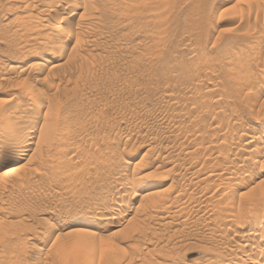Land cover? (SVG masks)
I'll return each instance as SVG.
<instances>
[{"label":"rangeland","instance_id":"374dc122","mask_svg":"<svg viewBox=\"0 0 264 264\" xmlns=\"http://www.w3.org/2000/svg\"><path fill=\"white\" fill-rule=\"evenodd\" d=\"M63 1L0 0V133L15 120L11 126L21 131L16 128L19 139L30 141L19 162L6 164L0 152V264H56L49 247L56 236L59 245L71 248L80 239L76 233L64 237L69 229H86L88 239L84 249L74 246L81 259L71 264H209L214 259L248 264L253 254L241 247L231 261L224 252L245 244L235 233L264 211V0H164V14L153 13L164 5H153V14L143 15L146 21L140 12L150 0H141L146 6L137 13L134 0H120L119 6V0H66L62 10ZM83 2L90 4L85 12ZM123 4H131L128 13ZM54 37L66 44L59 59L52 53ZM8 136L0 134L1 146ZM56 159L60 168L52 169ZM61 166L70 168L71 176ZM71 167L79 169V174L73 170L74 180ZM50 168L65 173L74 191L67 176ZM218 171L228 179L209 176ZM120 175L122 185L116 183ZM164 184L170 189L162 195L173 200L179 192V200L164 220L157 221L151 209L136 210L145 237L122 241L110 236L118 228L105 231L96 221L86 226L102 203L123 199L121 213L135 212L138 205L147 206L145 194ZM183 203L181 216L177 207ZM217 209L223 212L219 216ZM153 220L160 223L153 227ZM260 222L264 227V219ZM154 235L163 237L164 253L157 255L159 246L148 244ZM30 243L42 249L32 251Z\"/></svg>","mask_w":264,"mask_h":264},{"label":"bare ground","instance_id":"6f19581e","mask_svg":"<svg viewBox=\"0 0 264 264\" xmlns=\"http://www.w3.org/2000/svg\"><path fill=\"white\" fill-rule=\"evenodd\" d=\"M55 1V0H54ZM64 1H66V0H64ZM64 1L62 2V4L61 5H58V8H61L62 10H63V8H66L65 7V5H66V3H65V5L63 6V3H64ZM69 1V0H68ZM67 1V2H68ZM84 1H86V0H84ZM115 3H116V0H113ZM122 1V0H121ZM128 1H131V0H128ZM136 1H137V3H136ZM138 1H140V2H138ZM143 1V3H145V2H148V1H145V0H142ZM150 1H152V5H150ZM148 3H149V7L148 6H146V5H144L142 2H141V0H134L133 2L134 3H136L137 4V7H134V8H132V6H130L131 4H134L133 2H130L131 4H129V5H125V4H123V5H125V7L124 6H121V7H119V9L120 8H125V10H127L126 12L128 13V9H134V11H135V8L137 9L139 6L140 7H142V6H146V7H148V8H146V7H143V9H141L142 11L144 10L145 11V9H146V11L145 12H140V13H142V16L141 17H143V15H144V13H146L147 11H149V9L150 8H153V5H156L155 7H157V9H159L161 6L163 7V5H164V7L159 11V10H155L156 8H154V10L153 9H151V10H153V13H155L154 11H157L156 13L158 14V13H163L162 12V10L163 9H165L166 8V5L167 4H165V2L167 1H164V0H155V2L153 1V0H150ZM240 1V0H239ZM50 3H51V1H49ZM48 2V3H49ZM106 2H110L109 0L108 1H106ZM117 2H119L120 4H118V3H116V4H118V6L119 5H121V2H120V0L119 1H117ZM247 2V1H246ZM253 2H258L257 0H255V1H253ZM259 2H261V1H259ZM43 3V2H42ZM47 3V4H48ZM57 3V2H56ZM69 3H71L70 1H69ZM84 3V2H83ZM89 3V2H88ZM88 3H84L85 5H84V7H83V9L85 8V7H88V6H90V4L88 5ZM114 3V5H116ZM125 3V2H124ZM129 3V2H128ZM138 3H141V4H143V5H139ZM153 3H156V4H153ZM168 3V2H167ZM250 3V2H249ZM251 3H252V1H251ZM263 2H261V4H262ZM44 4V3H43ZM80 4V3H79ZM136 4H134V5H136ZM147 4V3H146ZM257 3H255V4H252L253 5V7H254V5H256ZM261 4L259 5V3H258V5L259 6H261ZM44 5H46V4H44ZM53 4L51 3V6H52ZM148 5V4H147ZM249 5H251V4H249ZM258 5H256L255 7L258 9ZM47 6H50V5H47ZM127 6H129L130 8H126ZM258 6V7H257ZM44 7V6H43ZM76 7H77V5H76ZM76 7L74 8V12H75V9H76ZM82 7V6H81ZM159 7V8H158ZM58 8H56V10L58 9ZM89 8V7H88ZM88 8H86V9H84V12L85 11H87V9ZM145 8V9H144ZM49 9V8H48ZM72 10H73V8H71ZM111 9V8H110ZM139 9L140 8H138L137 10H136V13H137V11L139 12ZM253 9V8H252ZM251 9V10H252ZM259 9H262V8H259ZM50 10H52V12L55 10H53V9H50ZM49 10V11H50ZM55 10V11H56ZM123 10V9H122ZM251 10H249L250 12H252ZM78 11V10H77ZM98 11V10H97ZM134 11H131V12H134ZM159 11V12H158ZM56 12H58V11H56ZM73 12V13H74ZM83 12V11H82ZM130 12V13H131ZM257 12L259 13V11L257 10ZM256 12V13H257ZM111 13V12H110ZM127 13H126V15H127ZM135 13V12H134ZM148 14L150 13H152L151 11H149V12H147ZM152 13V14H153ZM155 13V14H156ZM254 13H255V11H254ZM69 14H72V12H70V13H68V15ZM132 14V13H131ZM149 14V15H150ZM154 14V16H157V15H155ZM164 14V13H163ZM165 14L167 15L168 13H166L165 12ZM67 15V16H68ZM73 15V14H72ZM134 15V14H133ZM147 14H145V16H146ZM158 15H161V14H158ZM256 16H257V14H255ZM88 16H91V15H88ZM136 16H138V15H136ZM151 16V15H150ZM153 16V15H152ZM255 16V17H256ZM127 17H129V16H127ZM133 17V16H132ZM139 17V21L141 20L140 18V15L138 16ZM147 17H148V15H147ZM159 17V16H158ZM254 17V18H255ZM62 18V17H61ZM60 18V19H61ZM65 18V17H64ZM86 18V17H85ZM130 18V17H129ZM128 18V19H129ZM131 19V18H130ZM142 19H144L145 21L147 20V18H142ZM158 19V18H157ZM64 20V19H63ZM88 20V19H87ZM91 20V19H90ZM138 20V19H137ZM130 21H132V20H130ZM138 21V22H139ZM151 21H153V22H156V21H154V20H151ZM133 22V21H132ZM149 22V21H148ZM152 22V23H153ZM38 23V22H37ZM131 23V22H130ZM136 23V22H135ZM140 23V22H139ZM143 23V22H142ZM145 23V22H144ZM143 23V24H144ZM147 23V22H146ZM151 23V24H152ZM157 23V22H156ZM156 23H155V26H156ZM31 24V23H30ZM68 24V23H67ZM32 25V24H31ZM145 25H147L148 26V24H145ZM140 26V25H139ZM153 26V25H152ZM155 26H153V28H155ZM30 27V26H29ZM34 27V26H33ZM69 27V26H68ZM36 28V27H35ZM34 28V29H35ZM31 29H33V28H31ZM36 30H37V28H36ZM66 30V29H65ZM32 31V30H31ZM39 31V30H38ZM61 31V30H60ZM62 31H64L63 29H62ZM72 30H70V32H71ZM153 31V30H152ZM67 32V31H66ZM155 32H157V31H155ZM68 33V32H67ZM47 34V33H46ZM69 35V34H68ZM75 35H78V34H76L75 33ZM50 37V36H49ZM72 37V36H71ZM70 36H69V38H71ZM55 38V37H54ZM62 38V37H61ZM61 38H55L56 39V42H55V44H53L54 46L53 47H55V49H53V51H52V53H53V57L55 58V59H59V58H61L63 55H64V53H65V50H66V48L64 47V45H66L65 44V41H64V39H61ZM67 39V38H66ZM69 40V39H68ZM64 47V48H63ZM261 69V68H260ZM264 71V70H263ZM248 75V77H249V74H247ZM246 75V76H247ZM31 87V86H30ZM258 89V88H257ZM25 90V89H24ZM27 90H29V92L31 93V89H26V92H28ZM28 92V93H29ZM25 93V92H24ZM27 93V94H28ZM32 93H33V90H32ZM31 93V94H32ZM30 95V94H29ZM28 96V95H27ZM33 96H35V95H33ZM19 97V96H18ZM17 97V98H18ZM12 98V97H11ZM17 98H16V100H17ZM35 98H37V97H35ZM34 98V99H35ZM8 99V98H7ZM10 99V98H9ZM19 99V98H18ZM40 99V98H39ZM38 99V100H39ZM13 100H15V98H13ZM20 100V99H19ZM7 101V100H6ZM10 101H12V100H10ZM8 102V101H7ZM6 103V102H5ZM16 104H17V101L15 102ZM9 104H10V102H9ZM14 104V103H13ZM10 106H12V104L10 105ZM17 106H19V104L18 105H16L15 106V104H14V107L16 108ZM13 107V106H12ZM15 108H11V110L12 109H15ZM21 109H22V107H21ZM30 109V108H29ZM29 109H27V110H29ZM10 110V111H11ZM26 110V109H25ZM24 110V111H25ZM32 111H33V108L31 109ZM31 110H30V112H31ZM1 111V110H0ZM3 111V113H4V111L5 110H2ZM16 111H18V110H16ZM12 112H15L14 110L12 111ZM30 112H26V113H30ZM35 112V114H37L36 113V110L35 111H33V113ZM1 113V112H0ZM6 113V112H5ZM17 113V112H16ZM23 113V112H22ZM10 114H13V113H10ZM24 114V113H23ZM22 114V115H23ZM32 114V113H31ZM1 115H3V114H1ZM14 115V114H13ZM18 115H20V114H18ZM21 115V116H22ZM30 115V114H29ZM6 116V115H5ZM12 116V115H11ZM17 116V115H16ZM15 116V117H16ZM20 116V117H21ZM31 116V115H30ZM37 115H35V117H36ZM3 117V116H2ZM13 117V116H12ZM32 117V116H31ZM34 117V116H33ZM4 118V117H3ZM2 118V119H3ZM7 118H9V117H7L6 116V119ZM27 118H28V116H27ZM10 119V118H9ZM17 119V121L19 120L18 118H16ZM31 119V118H30ZM8 120V119H7ZM11 120V119H10ZM10 120H8V122L10 123V127H11V131L9 130V131H6L8 128H9V123L8 122H6V123H8V124H6V127H7V129H5V131H3V128L2 127H4L3 126V123H2V125H1V130H2V133H0L1 134V136H6V135H10V136H8V137H10L9 138V140L8 141H10V139H11V141L10 142H8L7 141V145H5L4 144V146H1L0 145V152L4 155L5 154V157L4 158H6L5 159V163L7 164V163H16V162H19L20 160H21V158L23 157V151L26 149V148H28L29 147V145H30V141L28 140L29 138H27V137H24L23 136V138H20L19 139V137H18V135H20L21 137H22V135L21 134H17V132H16V130L18 129L17 128V126H16V128H14V126H11V125H14L15 124V120L14 121H10ZM24 120V119H23ZM25 120H27V119H25ZM16 121V122H17ZM20 121V120H19ZM32 121V120H31ZM31 121H30V123H31ZM14 122V123H13ZM22 122V121H21ZM24 122V121H23ZM26 122H29V121H26ZM26 122H24V124L25 125H27L26 124ZM13 123V124H12ZM29 123V126L30 125H32L33 123H31L30 124ZM24 124L22 123V125L24 126ZM5 125V124H4ZM8 125V126H7ZM34 125V124H33ZM20 126L21 125H19V128H20ZM6 127H4V128H6ZM32 127V126H31ZM25 128V127H24ZM257 128V127H256ZM10 129V128H9ZM21 130L23 129V128H20ZM32 129V128H31ZM264 129V128H263ZM23 130H26L27 131V129H23ZM22 130V131H23ZM28 130H29V128H28ZM254 130V129H253ZM258 130V129H257ZM260 130V129H259ZM18 132L20 131L19 129L17 130ZM263 131V130H262ZM257 131H253V133H256ZM20 133H21V131H20ZM23 133V132H22ZM26 133H28V132H26ZM258 133H259V131H258ZM257 134V133H256ZM24 135V134H23ZM25 136H26V134H25ZM257 136V135H256ZM8 137L6 138L5 137V139H8ZM18 137V138H17ZM1 138V137H0ZM252 138H254V137H252ZM251 138V139H252ZM3 139V138H2ZM1 140V139H0ZM253 141V140H252ZM6 142V141H5ZM32 142V141H31ZM4 143V142H3ZM3 143H2V145H3ZM249 143H251V140H249V141H247V144H249ZM246 145V144H245ZM195 148V147H194ZM193 148V149H194ZM197 148V147H196ZM199 149V148H198ZM263 150V149H262ZM264 151V150H263ZM262 151V152H263ZM61 152V151H60ZM60 152H57L56 151V153H60ZM189 152H190V150H189ZM188 152V153H189ZM0 153V154H1ZM62 153V152H61ZM190 153H193V152H190ZM190 153L188 154V155H190ZM258 153V152H257ZM260 153V152H259ZM195 154V153H194ZM221 154V153H220ZM223 154V153H222ZM262 154V153H261ZM64 156V155H63ZM62 156V157H63ZM193 156V155H192ZM225 156V155H224ZM0 157H1V155H0ZM54 157H55V155H54ZM53 157V158H54ZM56 157H57V154H56ZM59 157V156H58ZM57 157V158H58ZM260 157V156H259ZM2 158V157H1ZM4 158H3V160H4ZM220 158V157H219ZM226 158V157H225ZM62 159V158H61ZM61 159H59V160H61ZM64 159V158H63ZM62 159V162L60 161L59 163L60 164H64V162H66L65 161V159L63 160ZM215 160H216V158H214ZM224 159V158H223ZM223 159H221V160H223ZM219 160V159H218ZM221 160H219V161H221ZM258 160V159H257ZM257 160H255L254 161V163H258L257 162ZM262 160H264V159H262ZM54 161V160H53ZM57 161H58V159H56L55 160V164L57 163ZM69 161V160H68ZM68 161H67V163H68ZM207 161V160H206ZM217 161V160H216ZM227 161V160H226ZM215 162V161H214ZM262 162V161H261ZM252 163V162H251ZM58 164V163H57ZM60 164H58V165H55L56 167H53L52 165V169H54V168H57V167H59L60 168ZM218 164V163H217ZM220 164V163H219ZM218 164V165H219ZM221 164H222V162H221ZM227 164V163H226ZM225 164V165H226ZM67 165H69L68 167H70L71 165L70 164H67ZM204 165V164H203ZM213 165V164H212ZM214 165H215V163H214ZM63 166V165H62ZM61 166V167H62ZM65 166V165H64ZM221 166H223V165H220V166H218V167H216V166H214L215 168L214 169H220L219 167H221ZM50 167V166H49ZM66 167V166H65ZM67 167V168H68ZM208 167H209V165H208ZM210 167L211 168H213L211 165H210ZM224 167V166H223ZM229 167H231V166H229ZM50 168V170H52ZM59 168H58V171H59ZM67 168L66 169H64L63 167H62V172H63V169L65 170L64 172H66L67 171ZM72 168V167H71ZM225 168H227L226 166H225ZM224 168V169H225ZM69 170H70V168H68ZM75 169V170H74ZM137 168H134V170H136ZM202 169H203V167H202ZM217 169V170H218ZM223 169V168H222ZM221 169V170H222ZM222 170V171H225V170ZM248 169V168H247ZM78 171V170H76V168H72V172H68V173H74L75 174V172L74 171ZM204 170V169H203ZM203 170H201V171H203ZM208 169H206L205 171H207ZM228 170H229V168H228ZM250 170V169H249ZM57 171V172H58ZM216 171V170H215ZM222 171H218V172H212V173H210L209 174V176H214L215 177V179H216V177H217V179H224L225 178V176H226V174L227 173H225V172H222ZM232 171V170H231ZM53 172H55V174L57 173L56 171H53L52 170V173ZM60 172V171H59ZM79 172H81V171H79ZM85 172H87V171H85ZM211 172V171H210ZM51 173V174H52ZM78 173V172H77ZM229 173V172H228ZM60 174H62V175H60L61 177H66L68 174H67V172H66V174L67 175H64L65 173H61L60 172ZM74 174H73V179L72 178H70L71 180H74ZM79 174V173H78ZM81 174V173H80ZM82 174H84V173H82ZM86 174H88V173H85L84 175L86 176ZM208 174V173H207ZM206 174V175H207ZM247 174V173H246ZM249 174V173H248ZM54 175V174H53ZM52 175V176H53ZM70 175V174H69ZM68 175V176H69ZM76 175V174H75ZM83 175V176H84ZM89 175V174H88ZM123 175V174H122ZM55 176H57V175H55ZM54 176V177H55ZM59 176V175H58ZM67 176V179H68V181H67V179H66V183H68V186H69V182H70V179H69V177ZM71 176V175H70ZM79 176V175H78ZM77 176V180L79 181V177ZM82 176V175H81ZM142 176H146V175H142ZM208 176V177H209ZM64 177V178H65ZM76 177V176H75ZM125 177V176H124ZM208 177H206V178H208ZM211 177H210V179H211ZM228 176H226V178H227ZM62 179V182H63V180H65V179ZM82 178V177H81ZM141 178V177H140ZM142 178H144V177H142ZM146 178V177H145ZM157 178V177H156ZM51 179H54L53 177L51 178ZM59 179V178H58ZM58 179H56V180H58ZM76 179V178H75ZM84 180H82V179H80V180H82V181H84L85 182V178H83ZM86 179H87V177H86ZM125 179V178H124ZM214 179V180H215ZM228 179V178H227ZM59 180H61V179H59ZM140 180V179H139ZM142 180V179H141ZM144 180V179H143ZM152 180V179H151ZM157 180H159V178H157ZM150 181V180H149ZM155 180H153V182H154ZM75 182V181H74ZM84 182H80V183H84ZM88 182V181H87ZM153 182H151V183H153ZM223 182H224V180H223ZM240 182V181H239ZM238 182V183H239ZM9 183H11V182H9ZM15 183V182H14ZM20 184L21 183H23L22 182V180L19 182ZM72 183V182H71ZM76 184H77V182H75ZM116 183L117 184H121L122 185V183H124L123 182V178H122V176L120 175V176H118L117 178H116ZM133 183H135V181H132V184ZM150 183V182H149ZM158 183V182H157ZM6 184H8V183H6ZM13 184V182L10 184L11 186H14V184ZM18 184V183H17ZM24 184V183H23ZM23 184H21V186H23ZM75 184V185H76ZM78 184H79V182H78ZM85 184H86V182H85ZM88 184H89V182H88ZM148 184V183H147ZM154 184H156V183H153V185ZM4 185V184H3ZM19 185V184H18ZM26 185V184H25ZM74 185V186H75ZM79 185H83V184H79ZM78 185V186H79ZM87 185V184H86ZM142 185H145V183L144 184H142ZM149 185H151V184H149ZM153 185H151V186H153ZM5 186V185H4ZM10 186V187H11ZM85 186V185H84ZM220 186V185H219ZM2 187V186H1ZM8 187H9V185H8ZM7 187V188H8ZM14 187H17V185L16 186H14ZM18 187H20V186H18ZM70 187H73L72 186V184H70V186H69V189H70ZM87 187V186H86ZM118 187H120V189H119V192H120V190L122 191V187L119 185ZM155 187H157L156 185H154L152 188H155ZM173 187V186H172ZM7 188H6V186H5V189L7 190ZM76 188H77V186H76ZM114 188H117V187H114ZM149 188V187H148ZM75 189V188H74ZM150 189V188H149ZM168 189H170V186L169 185H163V188L162 189H155V190H152V192H150L149 194H145L146 195V201L145 202H147V206L146 207H142L141 205H138V207H137V209H136V207H135V212H133V210H131L130 208H128V211H126L127 213H124V214H122L121 213V210H122V207L124 206H122V204H121V200L123 201V199H121L120 201L119 200H114L113 202H111V203H113L111 206L110 205H108V203H107V201L105 202V203H102V204H104V205H102V206H100L97 210H96V213H94L95 214V216H94V214H93V218L92 219H95L94 221L92 220L91 221V223H85V224H87L86 226H92V224H93V226H94V222L96 221V223L95 224H100V226H101V228L103 229V230H107V229H109V228H118L117 230H115V231H111V233H112V235H110V236H118V237H120V239L122 240V241H124L123 239H126L127 241L129 240V239H133V237H134V240H135V236H137V234H139V235H142L141 237H143L145 234H146V232L144 231V227H142V224L139 222L140 220L139 219H136L135 220V217H136V214H137V211L136 210H140V211H144V210H150V211H154V213H155V211H156V215H154L155 216V218H156V220L157 221H159V220H164V219H167V218H169L170 216H171V214H170V216L167 214V212H169L168 211V209L172 206L173 207V204L174 203H176L178 200H179V196L177 197V195L179 194V192H177L176 194L177 195H174L173 197H175L173 200H170V199H167V198H165L163 195H162V191L164 190V192H167L168 191ZM173 189V188H172ZM205 189V188H204ZM203 189V190H204ZM70 190H73L72 188L70 189ZM117 190H118V188H117ZM117 190H116V192H117ZM151 190V189H150ZM74 191V190H73ZM184 191V190H183ZM119 192H117L118 194H119ZM192 192V191H191ZM206 192V191H205ZM72 193H74V192H72ZM78 193V188H77V192L75 191V195ZM117 193H115V194H117ZM181 193V192H180ZM183 193V192H182ZM185 193V192H184ZM202 193V192H201ZM262 193L264 194V188H263V190H262ZM204 194V193H203ZM203 194H201V195H203ZM11 195H13V194H11ZM10 195V196H11ZM122 195V194H121ZM151 195H153V196H151ZM181 196H182V194H180ZM201 195L199 196V197H201ZM72 196H73V194H72ZM208 196V195H207ZM61 197H63V196H61L60 195V198ZM120 198H121V196H119ZM210 197V196H209ZM11 198V197H10ZM65 198V197H64ZM181 198V197H180ZM203 198V197H202ZM209 199V198H208ZM203 200V199H202ZM210 201V200H209ZM184 202V201H183ZM212 202V201H211ZM107 203V204H106ZM123 203V202H122ZM216 203V202H215ZM217 203H218V201H217ZM220 204V203H219ZM126 205V204H125ZM183 206L182 207H177L178 208V213L181 215V213L180 212H184V206H186V204H182ZM211 205H213V203L211 204ZM218 205V204H217ZM140 206V207H139ZM181 206V205H180ZM215 206V205H214ZM218 207V206H217ZM134 208V207H133ZM177 208L175 209L176 211H177ZM220 208V207H219ZM4 209V208H3ZM8 209V208H7ZM213 209V208H212ZM211 209V210H212ZM175 210L173 211V212H175ZM217 210H219V209H217ZM264 210V209H263ZM9 211V210H8ZM20 211V210H19ZM171 211V213H172V210H170ZM220 211H222V210H219L218 212H217V214L220 212ZM182 212V213H183ZM114 213V214H113ZM131 213H134L132 216H131ZM153 213V214H154ZM220 213H223V212H220ZM259 214L256 216L255 215V218L254 219H251L252 221H250V223H246V220H248L249 221V219H246L245 220V222L244 223H246L247 224V226H244V227H239L240 228V230H237V232L235 233V235H237V237L239 238V239H245V244L244 245H242V246H235V247H232V248H229L226 252H224V257H226V259H228L229 261H231V259H233L235 256H236V251L237 250H239L240 249V247H241V249H243L245 252H247V253H251V254H253V256L251 257V260H250V262L248 263V264H264V227H262L261 226V220H263L264 219V211H261L260 210V212H258ZM127 214H129V216H131V217H128V215ZM176 215H177V213H175ZM210 214V213H209ZM111 215V216H110ZM175 215V216H176ZM146 216V215H145ZM174 216V215H173ZM173 216H172V218L171 219H173ZM177 216H179V215H177ZM182 216V215H181ZM218 216H219V214H218ZM151 217H153V216H150L149 218H151ZM108 218H110V220L109 221H107L106 219H108ZM148 218V220H150ZM176 218V217H175ZM174 218V219H175ZM217 218V217H216ZM216 218L215 217H213V219H215L216 220ZM263 218V219H262ZM153 219V218H152ZM103 220H106V221H103ZM176 220V219H175ZM188 220V219H187ZM186 220V221H187ZM157 221L156 222H154V220L152 221V223L154 224L155 223V225L153 226V227H155L158 223H160V222H158L157 223ZM169 221V220H168ZM210 221H212V220H210ZM209 221V222H210ZM247 221V222H248ZM101 222V223H100ZM170 222V223H169ZM168 223L169 224H171V222H172V224L173 223H175V222H173V221H169ZM180 222V221H179ZM193 222V221H192ZM214 222V221H213ZM157 223V224H156ZM167 223V220H166V222L164 223V221H163V224H160L161 226L162 225H168V224H166ZM181 223V222H180ZM243 223V224H244ZM264 223V222H263ZM176 225L177 224H179L178 223V220H177V222L175 223ZM187 224V223H186ZM151 225V224H150ZM213 225H215V224H213ZM241 225V224H240ZM245 225V224H244ZM190 226V225H189ZM243 226V225H242ZM264 226V225H263ZM151 227H152V225H151ZM152 227V228H153ZM159 227V226H158ZM152 228H150L151 230H152ZM246 228H248V230L249 231H246ZM146 229H148V228H146ZM153 229H155V228H153ZM159 229H160V227H159ZM161 229H162V227H161ZM164 229V228H163ZM163 229H162V231H163ZM150 230V231H151ZM85 231L87 232V230L86 229H69V230H67V231H65L64 233H62L63 234V236L65 237V235H69V234H73V233H76V234H79L80 235V239L79 240H77V245H73V248L75 249V251H76V249L79 247V249L78 250H82V249H84L83 247L84 246H86L87 244H88V239L87 238H85V236H83V233H85ZM116 231H119L118 233L116 232ZM147 231V230H146ZM153 231V230H152ZM158 230H156L155 232H157ZM160 231V230H159ZM167 232V231H166ZM151 233H153L154 234V232H151ZM160 233V232H159ZM158 233V234H159ZM46 234V233H45ZM61 234V233H60ZM156 234V233H155ZM163 234H164V231H163ZM35 235V234H34ZM51 235V234H50ZM147 235H148V233H147ZM150 235H152V234H149V236ZM38 236V235H37ZM58 236H59V233H58ZM146 236V235H145ZM144 236V237H145ZM157 236V235H156ZM155 235H154V238H153V236H151L154 240H155V237H156ZM169 236V235H168ZM39 237V236H38ZM137 237H139V236H137ZM151 237H150V240H151ZM159 237H160V239H161V237L162 236H160L159 235ZM59 238H61V236L59 237ZM117 238V237H116ZM149 238V237H148ZM147 238V239H148ZM157 238H158V236H157ZM156 238V240L157 241H154V240H152V241H150V243L148 242V244L150 245V247H152V248H154L155 249V247L157 248V246H159L158 248H159V250H158V248H157V250L155 251L154 249H153V252L152 253H155V252H157V251H161V249H163L162 247H164L165 245H166V243L164 242H162V239H163V237H162V239L160 240L159 238V241H158V239ZM171 238V237H170ZM164 239H166V238H164ZM169 239V238H168ZM59 240V239H58ZM144 240V239H143ZM60 241H61V239H60ZM60 241H57V236H56V238H55V240L53 241V242H51L50 243V246L49 247H51V245H52V247H51V249L53 248L54 249V260H56V264H71V262L73 263V261L74 260H76V259H81V257H76L77 255H78V253H77V251L75 252L74 251V249L73 248H71L72 246L71 245H69V246H62V245H59L58 244V242H60ZM121 241V242H122ZM138 241V240H137ZM161 241V243L162 244H160L161 246L164 244V246H162V247H160V245H159V242ZM253 242V244H254V242H255V244H256V246H252V244H250L249 242ZM57 242V243H56ZM139 242V241H138ZM31 245H30V247H29V249L30 250H32V251H37L38 249H42V248H39V246H38V249H37V245L35 244V243H30ZM58 245V247H56V246H53V245ZM63 244V243H62ZM75 244V243H74ZM81 246H80V245ZM111 243H109L108 245H107V247L109 248V247H113L112 246V244L110 245ZM138 244V243H137ZM167 244H168V242H167ZM236 244H238V243H236ZM236 244H234V245H236ZM66 245H68V244H66ZM74 246H78V247H74ZM138 246V245H137ZM142 246V245H141ZM140 244H139V247H138V250H140ZM115 247H117V245L115 246ZM150 247L149 248H147L148 250L150 249ZM166 247H167V245H166ZM166 247H164V248H166ZM108 248H107V250H108ZM137 248V247H136ZM146 248V247H145ZM151 248V249H152ZM161 248V249H160ZM52 249V250H53ZM146 249V250H147ZM237 249V250H236ZM252 249H253V251H252ZM137 250V251H138ZM167 250V249H166ZM170 250V249H169ZM150 251H152V250H150ZM155 251V252H154ZM168 251V250H167ZM166 251V252H167ZM73 252L74 253H77V255H74L73 254ZM104 252V251H103ZM138 252H140V251H138ZM148 252V251H147ZM146 252V253H147ZM162 253H164V251H161ZM145 253V254H146ZM152 253H149V254H152ZM168 253H170V255H171V251H168ZM106 254H107V251H106ZM138 254H141V253H138ZM157 255H158V252L156 253ZM161 253H159V255H160ZM166 254V253H165ZM153 255V254H152ZM163 255V254H162ZM170 255L169 254H167V256H169L170 257ZM133 256V255H132ZM136 256V255H135ZM172 256V255H171ZM164 257H166V255L164 256ZM136 258V257H135ZM137 259V258H136ZM135 259V260H136ZM134 260V259H133ZM130 261H131V259H130ZM76 262H78V261H76ZM209 262V264H231V263H226V262H220V259H214V260H211V261H208ZM207 262V263H208ZM134 263V262H133ZM27 264V263H26ZM36 264V263H35ZM38 264H41V261L40 262H38ZM47 264V263H46ZM236 264H245L244 262H242V263H240V262H237Z\"/></svg>","mask_w":264,"mask_h":264}]
</instances>
